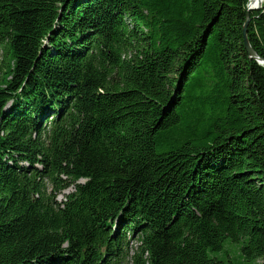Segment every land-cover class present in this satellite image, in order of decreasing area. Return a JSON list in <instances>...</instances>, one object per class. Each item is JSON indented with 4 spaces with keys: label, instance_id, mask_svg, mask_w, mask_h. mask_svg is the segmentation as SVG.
Instances as JSON below:
<instances>
[{
    "label": "trees",
    "instance_id": "obj_1",
    "mask_svg": "<svg viewBox=\"0 0 264 264\" xmlns=\"http://www.w3.org/2000/svg\"><path fill=\"white\" fill-rule=\"evenodd\" d=\"M250 2L0 0V264H264Z\"/></svg>",
    "mask_w": 264,
    "mask_h": 264
},
{
    "label": "water",
    "instance_id": "obj_2",
    "mask_svg": "<svg viewBox=\"0 0 264 264\" xmlns=\"http://www.w3.org/2000/svg\"><path fill=\"white\" fill-rule=\"evenodd\" d=\"M256 0H251V2L249 3L248 5V12H247V19H246V22H245V25H244V30H243V36H244V44H245V47H246V50L249 54V56L256 60L261 66H264V58H262L261 56H259L256 51L253 49V47L251 46L250 44V40H249V37H248V27H249V23H250V13L254 10H259L262 8V5L256 7V8H253L252 7V3L254 4Z\"/></svg>",
    "mask_w": 264,
    "mask_h": 264
},
{
    "label": "rangeland",
    "instance_id": "obj_3",
    "mask_svg": "<svg viewBox=\"0 0 264 264\" xmlns=\"http://www.w3.org/2000/svg\"><path fill=\"white\" fill-rule=\"evenodd\" d=\"M264 10V5H262V8L258 10L259 11H263ZM253 32L256 34V35H260V38H264V22H258L256 23L255 25H253ZM263 40V39H262ZM63 199V195H59L57 197V200L58 201H61Z\"/></svg>",
    "mask_w": 264,
    "mask_h": 264
},
{
    "label": "bare ground",
    "instance_id": "obj_4",
    "mask_svg": "<svg viewBox=\"0 0 264 264\" xmlns=\"http://www.w3.org/2000/svg\"><path fill=\"white\" fill-rule=\"evenodd\" d=\"M260 5H264V0H256L254 2V4L252 3V7L253 8H256V7L260 6Z\"/></svg>",
    "mask_w": 264,
    "mask_h": 264
}]
</instances>
